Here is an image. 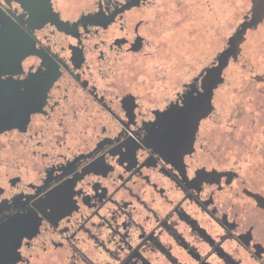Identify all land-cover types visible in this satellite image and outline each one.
Here are the masks:
<instances>
[{
	"label": "flooded vegetation",
	"instance_id": "1",
	"mask_svg": "<svg viewBox=\"0 0 264 264\" xmlns=\"http://www.w3.org/2000/svg\"><path fill=\"white\" fill-rule=\"evenodd\" d=\"M0 15L32 44L0 74L24 117L0 133V264H264V98L221 88L264 0H0Z\"/></svg>",
	"mask_w": 264,
	"mask_h": 264
},
{
	"label": "rangeland",
	"instance_id": "2",
	"mask_svg": "<svg viewBox=\"0 0 264 264\" xmlns=\"http://www.w3.org/2000/svg\"><path fill=\"white\" fill-rule=\"evenodd\" d=\"M231 17H228V20ZM264 19V16L263 18ZM223 21V27L225 23ZM240 59L237 63L230 62L224 72V83L221 86L223 89H254L255 94L259 93L264 98V24L257 25L251 28V31L247 33L245 45L243 46L240 54ZM260 74L262 75L260 77ZM252 76V77H251ZM252 112L254 121L258 120V117L262 116L264 111V103L256 102L254 104ZM258 107V110H257ZM261 117L259 121H262ZM263 122V121H262ZM263 124L261 128H255V137H259V140H264V135H261L263 131ZM254 137V139H255Z\"/></svg>",
	"mask_w": 264,
	"mask_h": 264
},
{
	"label": "water",
	"instance_id": "3",
	"mask_svg": "<svg viewBox=\"0 0 264 264\" xmlns=\"http://www.w3.org/2000/svg\"><path fill=\"white\" fill-rule=\"evenodd\" d=\"M31 45V43L28 45L23 42L22 35H20L17 28L12 26L11 23L5 22L0 15V74L2 72L15 74L22 70V59L29 49L30 53H32ZM13 96L22 97V94L17 92ZM2 106H4V94L0 86V133L13 127L12 121L14 119H16L17 123L24 120V117H18L21 114H18L17 111L14 114L15 110L10 109L11 111H9L8 109H3Z\"/></svg>",
	"mask_w": 264,
	"mask_h": 264
}]
</instances>
